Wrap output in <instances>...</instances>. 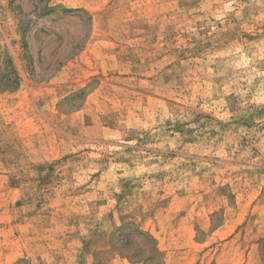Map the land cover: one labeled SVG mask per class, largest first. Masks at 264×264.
Listing matches in <instances>:
<instances>
[{"label":"rangeland","instance_id":"obj_1","mask_svg":"<svg viewBox=\"0 0 264 264\" xmlns=\"http://www.w3.org/2000/svg\"><path fill=\"white\" fill-rule=\"evenodd\" d=\"M0 84V264H264V0H0Z\"/></svg>","mask_w":264,"mask_h":264},{"label":"trees","instance_id":"obj_2","mask_svg":"<svg viewBox=\"0 0 264 264\" xmlns=\"http://www.w3.org/2000/svg\"><path fill=\"white\" fill-rule=\"evenodd\" d=\"M18 84H19V80H9V82L7 84H5V86H3V88L5 90H13V89H16V87L18 86ZM0 89H1V86H0Z\"/></svg>","mask_w":264,"mask_h":264},{"label":"crops","instance_id":"obj_3","mask_svg":"<svg viewBox=\"0 0 264 264\" xmlns=\"http://www.w3.org/2000/svg\"><path fill=\"white\" fill-rule=\"evenodd\" d=\"M0 177H2V178H6V179H9V178H10L9 175H7V176H6V175H5V176H4V175H0ZM220 226L223 227V225H220Z\"/></svg>","mask_w":264,"mask_h":264}]
</instances>
